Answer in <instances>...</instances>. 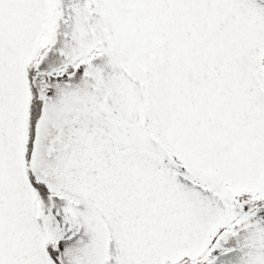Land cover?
Returning <instances> with one entry per match:
<instances>
[{
    "label": "snow or ice",
    "instance_id": "6c2138e0",
    "mask_svg": "<svg viewBox=\"0 0 264 264\" xmlns=\"http://www.w3.org/2000/svg\"><path fill=\"white\" fill-rule=\"evenodd\" d=\"M0 264H264V0H0Z\"/></svg>",
    "mask_w": 264,
    "mask_h": 264
}]
</instances>
